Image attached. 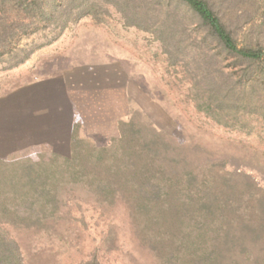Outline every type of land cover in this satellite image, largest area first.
Listing matches in <instances>:
<instances>
[{
  "label": "rangeland",
  "instance_id": "rangeland-1",
  "mask_svg": "<svg viewBox=\"0 0 264 264\" xmlns=\"http://www.w3.org/2000/svg\"><path fill=\"white\" fill-rule=\"evenodd\" d=\"M57 1L66 7L53 8L52 20L18 40L19 46L41 47L16 67L7 69L6 63H0V89L33 73H70L77 64L101 67L99 73L90 74V89L85 81L89 74H83L84 116L78 121L69 157L75 160L69 169L80 176L66 175L65 166L59 170L64 160L47 150L0 159L2 165L35 166L50 173L56 165L61 174L56 181H63L43 199L49 204L54 200L56 209L41 211V204L30 197L8 200L12 205L0 208V233L17 242L24 264H171L167 256L145 249L137 240L142 217L132 214L129 202L131 196L142 201L148 195L141 188L126 190L113 202L103 199L97 182L92 183L97 180L93 170L100 168L92 167L89 151L109 147L120 135V122L132 118L138 128L153 126L164 132V140L172 146L168 174H186L187 184L181 187L192 186L190 173L196 169L202 176L214 175L212 187L217 193L246 182V177L264 189V76L225 53L218 54L217 45L205 39L204 28L182 10L189 30L166 47L176 52L170 56L153 29L127 24V0ZM183 71H191L190 77ZM104 76L109 80L107 88L102 80L97 83ZM194 76L199 81L196 89L190 81ZM212 77L216 87L233 99V104L224 103L218 111L207 103L198 108L196 102L197 89L202 84L210 88ZM181 192L182 202L193 201L186 187ZM7 254L13 257L10 250Z\"/></svg>",
  "mask_w": 264,
  "mask_h": 264
},
{
  "label": "trees",
  "instance_id": "trees-1",
  "mask_svg": "<svg viewBox=\"0 0 264 264\" xmlns=\"http://www.w3.org/2000/svg\"><path fill=\"white\" fill-rule=\"evenodd\" d=\"M58 7L66 5L57 0H0V63H6L7 69L16 67L41 47V44L19 46L18 40L36 32L41 22L52 20V9ZM126 7L130 14L127 24L153 29L165 49L175 42L179 33L189 30L183 21L185 14L189 15L191 21L195 19L204 28L205 39L217 45L218 54L225 53L237 63L246 64L247 70L260 72L263 78L264 0H127ZM166 51L176 56V52ZM22 52L23 57L17 58V53ZM5 57L10 60L6 62ZM190 72L183 71L185 77H190ZM212 78L210 88L202 84L204 90L197 89L196 102L198 108L207 103L213 111H218L224 103L233 104V99L232 94L217 88ZM190 81L196 89L198 78L194 76ZM164 139V132L153 126L138 128L131 118L120 122V135L109 147L90 150L88 158L94 162L92 167L100 168L93 170L97 180L93 179L92 183L97 182L103 199L113 202L126 190L133 192L142 188L148 198L138 201L131 196L129 202L132 214L142 217L137 240L145 249L167 256L166 262L264 264V189L246 177V182L226 186L217 193L212 187L216 181L214 175L202 176L194 169L190 173L194 187L183 186L193 201L182 202L179 196L183 194L181 184L185 181L187 184L186 174H168L167 155L172 146ZM54 155L64 160L59 170L65 166L66 175L80 176L69 169L74 167V159ZM59 170L56 165L50 173L41 167L23 169L0 164V208L10 207L13 202L8 204V200L30 197L41 204V211L56 209L54 200L49 204L50 200L44 203L43 199L63 182H60L62 178L56 181ZM135 220L139 221L136 217ZM9 250L13 257L6 256ZM0 264H24L17 242L1 233Z\"/></svg>",
  "mask_w": 264,
  "mask_h": 264
},
{
  "label": "crops",
  "instance_id": "crops-1",
  "mask_svg": "<svg viewBox=\"0 0 264 264\" xmlns=\"http://www.w3.org/2000/svg\"><path fill=\"white\" fill-rule=\"evenodd\" d=\"M100 68L77 64L74 72L33 73L26 80L1 88L0 159L41 150L71 157L87 98L83 97V74H89L85 81L90 89V74L99 73ZM100 80L104 87L110 86L107 76L97 83Z\"/></svg>",
  "mask_w": 264,
  "mask_h": 264
}]
</instances>
